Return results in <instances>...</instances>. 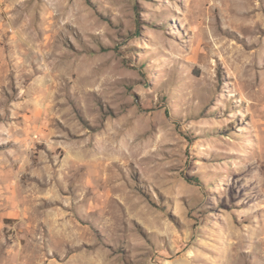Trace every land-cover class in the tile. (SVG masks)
<instances>
[{
  "label": "rangeland",
  "instance_id": "obj_1",
  "mask_svg": "<svg viewBox=\"0 0 264 264\" xmlns=\"http://www.w3.org/2000/svg\"><path fill=\"white\" fill-rule=\"evenodd\" d=\"M0 264H264V0H0Z\"/></svg>",
  "mask_w": 264,
  "mask_h": 264
}]
</instances>
